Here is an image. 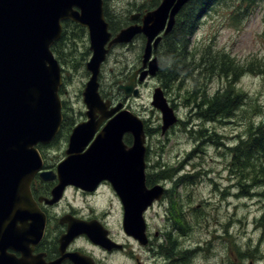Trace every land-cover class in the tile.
Here are the masks:
<instances>
[{"label": "water", "instance_id": "95a60500", "mask_svg": "<svg viewBox=\"0 0 264 264\" xmlns=\"http://www.w3.org/2000/svg\"><path fill=\"white\" fill-rule=\"evenodd\" d=\"M187 1L161 0L143 15L141 24L126 26L113 36L103 0H0V264H15L5 251L18 238L14 232L18 220L27 222L33 243L41 239L46 226V216L32 197L30 183L44 164L37 146L50 144L63 121L62 71L52 45L62 35L64 20L86 27L89 34L91 57L86 69L90 75L82 91L87 120L73 127L57 173L41 172L46 180L59 179L52 197L45 200L49 204L59 201L68 185L93 191L109 181L125 204L126 231L143 241V212L161 198L163 187L146 184L143 120L123 102L112 105L101 96L99 75L111 46L129 43L138 34L146 37L139 79L154 75L159 64L152 58L153 46L158 45L162 33L172 30ZM135 75L119 86L126 97L140 92L133 81ZM152 105L162 112L164 131L177 122L161 87L155 88ZM125 135L132 137L131 145L125 142ZM74 225L69 226L61 247L78 233ZM80 232L99 242L90 229L82 227ZM76 263L81 261L76 259Z\"/></svg>", "mask_w": 264, "mask_h": 264}, {"label": "rangeland", "instance_id": "374dc122", "mask_svg": "<svg viewBox=\"0 0 264 264\" xmlns=\"http://www.w3.org/2000/svg\"><path fill=\"white\" fill-rule=\"evenodd\" d=\"M143 2V3H142ZM158 0H109L111 11H115L119 20H112L117 26L127 20H123V15L132 13L141 5L148 8L157 3ZM258 5L252 8L241 9L240 15L236 17L231 11H235L233 6L224 3L216 6L210 14L201 18V23L192 36L193 48L203 51L206 46L211 45L216 49L229 51L241 63L254 62L264 58V7L258 1ZM122 15V16H121ZM232 17V18H231ZM77 28L68 25L66 30V45L59 43L58 56L72 65L69 72H66V82L60 92L62 100H66L70 108V117L73 120V127L78 122L85 119L86 106L83 102L82 91L90 73L86 69V62L90 59L89 40L87 37H77ZM129 44V43H128ZM145 40L139 36L134 40L133 45L115 46L109 56L105 67L101 66L100 71V93L106 98L109 95L111 100L123 101L125 93L120 90L115 76L125 79L134 68L144 47ZM209 44V45H207ZM88 49V50H87ZM86 51H88L87 56ZM164 52V44L160 49L161 60ZM167 59H163V64ZM88 72V73H87ZM190 80L181 85L173 94L179 99L178 108L181 123L172 130L171 134H155L152 126L156 124L159 115L153 110L152 96L154 93V83L156 79H150L143 84L137 96H129L128 102L124 100V106L130 109L141 118L144 117L150 123L146 145L150 151L147 153L148 170L151 174H159L161 170L171 169L177 161L189 160L199 166L202 180H198L195 186L191 184L185 189H181L180 201H184V206L191 211V222L194 229L187 237L188 241H196L210 235L211 231L220 228L223 233L218 244L211 241L208 251L196 254L192 264H264V226L260 224V217L264 216V195L260 186H252L242 189L241 179L231 175L229 162L224 154V146L221 142L234 144L247 134L253 120L259 122L264 118V74H254L249 69L244 70L238 84L233 86L236 90L245 92L246 97L256 102L262 110L259 116L249 107V112L237 110L236 114L230 118L215 120H204L194 115L193 104L188 105L186 99L190 98L187 91L193 89L194 79L189 75ZM179 83H182V79ZM178 81V80H176ZM175 83H178L176 82ZM226 80L217 73L203 75L198 81L199 98L205 100L213 97L220 90ZM227 83V82H226ZM174 84V83H173ZM123 91V92H122ZM156 109V108H155ZM209 128V135L218 134L217 145L210 143L206 139L195 138L196 132ZM204 133L207 135V131ZM68 133L62 134L58 141L52 146H41L39 149L45 152L48 162L55 164L65 157L67 148ZM125 136V142L130 144ZM130 139V135H129ZM220 143V144H219ZM194 149L196 151L194 152ZM198 151V153H196ZM165 164V167H163ZM190 169V166L186 168ZM147 170V171H148ZM157 172V173H154ZM161 178L162 176H158ZM171 188V183H166ZM191 195V201L187 195ZM67 199L78 208L82 206L84 213H103L108 208H119V199L116 192L108 186H104L88 198L82 193L75 191L67 192ZM173 200H176L173 196ZM164 201V200H163ZM162 201L155 210L162 212L166 209ZM203 203V206H202ZM200 207V208H199ZM220 209H217V208ZM60 209L65 207L61 206ZM194 210V211H192ZM113 215L115 212L112 213ZM154 211L149 213V217ZM240 251L251 254V256L240 255ZM130 264H133L131 262Z\"/></svg>", "mask_w": 264, "mask_h": 264}, {"label": "flooded vegetation", "instance_id": "af4514ba", "mask_svg": "<svg viewBox=\"0 0 264 264\" xmlns=\"http://www.w3.org/2000/svg\"><path fill=\"white\" fill-rule=\"evenodd\" d=\"M190 1L191 0L187 1L183 5L182 9L176 15V18ZM160 2L161 0H158L157 4L153 3V5L149 6L148 8H143L146 6L141 5L140 8L136 9L134 12H128L123 16L121 15L123 20L127 21L122 23L121 26H119V24L118 26L116 25L115 31L111 29V24H109L110 29L113 31V36L126 26L134 23L141 24L143 15L149 10L156 8ZM103 9L104 16L107 21L119 20V15L114 10L111 11L112 9L110 8L109 0H103ZM70 23L75 28H81L83 35L88 38L89 34L86 27H83L80 24L70 20L65 21L64 26ZM161 35L162 39L158 45L153 46L152 49V57H156L159 64V68L154 75L147 76L143 81H140L139 79L144 69L142 63V54L146 45V37L143 34H138L129 44L125 45H133L134 40L139 36H142L145 40V44L142 49V53L140 54V59L137 60L131 73L125 79L115 76V80L117 81V85L119 87L121 84H126L129 81L130 76L136 73L133 81L135 82V87L140 88L150 79H156L154 83V89L157 87L162 88L167 102L169 106L174 109L178 120L174 125L170 126L164 131L162 113L160 110L153 108V110L159 115V118L156 120V124H154L152 128L155 134L160 132L162 135H169L171 134L172 130L178 127L181 123V118L179 116L180 108H178L177 101L179 98L173 94V92H175L181 85L184 86V83L188 82L190 78L187 72H185L183 73V78L181 77L177 79L178 81L176 82L178 83H175V81H163L161 71L163 69L162 67H164V64L161 60L160 49L169 33L166 35L162 33ZM122 45L123 44L112 45L104 63L102 64V69L105 67L113 48L115 46L119 47ZM57 57L62 67L64 85L66 82V72L70 73L69 68L70 66L72 67V65L68 63V59L64 60L61 55L58 56L57 54ZM148 66L149 65L147 64L145 68H148ZM187 69L188 67L186 66V70ZM180 79H182V83H179L181 81ZM63 85L61 90H63ZM191 91L192 89L187 91L189 96ZM105 99H109L112 102V105L116 104L114 99L111 100L109 98V95ZM123 99L125 101L127 100V103L129 97L124 96ZM186 101L188 105L193 104L192 108L195 111V105L191 102V97L187 98ZM194 115L197 117L196 111L194 112ZM142 119L144 121L145 132L148 137V134H150L148 132L150 123L144 117H142ZM85 120H87L86 115L85 119L82 121ZM205 131L208 132L207 134L211 132L209 128H206ZM70 132L71 130L65 136V138H67V144ZM60 136L61 132L59 133L58 137L52 141V143L48 145L39 144V148L41 146H43V148L52 146L58 141ZM209 142L211 143V141ZM149 151L150 149L147 147V153ZM196 153H198V151ZM42 156L44 158L43 168L35 173L30 183V191L32 197L38 205L40 213H43L46 216V226L41 239L37 243H33L31 241L32 235L30 232H28L29 227L27 222L18 220L15 223L14 226L16 230H14V232L18 238L15 242H12L13 244L11 247H7L5 251L6 256L10 257L15 264H77L76 259L81 261L80 264H130L131 262H133V264H192L193 257L196 254L204 253L206 255L210 242L214 241V244H218L219 239H222L223 237V233L220 231V228H222L221 223V227L218 228V232L216 229H214V232L211 231L210 235L208 234V236L204 238H200L196 241L187 240V237L194 229V224L191 222L192 212L186 209L184 206V201H180L178 196H182L181 189L183 190L193 183V185L196 186L198 184V180H202V176H196L197 174H200V170L199 166H196L194 162L192 165H190L192 162L189 160L177 161V163L171 167V175L159 178L157 174H152L150 183H148L147 179L148 187L153 185H161L163 187V193L160 199H155L152 204L143 212L144 237L142 241L135 235L131 233L129 234L126 231L125 204L122 198L117 195V192L109 181H103L98 186V188L93 191H87L80 187H76L75 185H68L66 186L62 198L59 201L53 204L47 203L45 199H50L52 197V190L58 184L59 179L55 178L52 180H46L41 175V172L53 171L57 173V164L60 161L58 163L52 164L48 162L45 152L42 153ZM188 166H190L189 170L186 169ZM163 167H165V164H163ZM147 170L148 163L146 169V174L148 175V172H151V169L148 171ZM167 182L171 183V188L169 189V186L166 185ZM104 186H108L109 188L111 187L114 192H116V195L119 199L118 209L108 208L106 210H102L104 211L103 213L92 211L91 213L86 214L80 210L84 209L82 206L78 208L67 199L68 191L82 193L85 198H88L93 196L98 189ZM173 196L176 200H173ZM187 197L191 201V195L189 194ZM162 201L164 202L165 206H167L166 209H163L162 212L155 210V207L161 204ZM61 206L65 208L60 209L59 207ZM217 209L220 208L218 207ZM151 211H154V214L149 217V213ZM113 212H115L114 215L112 214ZM73 223L75 224L73 228L78 233L69 238L68 243L64 247H61V241L65 239L64 237L68 233L69 226ZM260 224L264 226V216L260 217ZM82 227L93 231L99 239V242H95L87 232H80ZM261 259L264 262V256ZM8 264L11 263L9 262ZM253 264L255 263L253 262Z\"/></svg>", "mask_w": 264, "mask_h": 264}, {"label": "trees", "instance_id": "16d2710c", "mask_svg": "<svg viewBox=\"0 0 264 264\" xmlns=\"http://www.w3.org/2000/svg\"><path fill=\"white\" fill-rule=\"evenodd\" d=\"M258 1L263 4L264 0H191L180 12L176 19V24L169 35L165 38L164 52L162 60L167 59L162 67V77L164 82L176 81L183 78L185 72L194 79V87L191 91V102L195 105L197 117L204 120H215L230 118L236 114L237 110L249 112V107L254 111L253 114L259 116L262 110L256 102L248 99L245 92L236 90L233 86L237 85L244 70L249 69L254 74H264V58L254 62L241 63L225 49H216L211 45L206 46L203 51L193 48L192 36L198 29L201 18L210 14V12L220 4L224 3L228 6L232 5L235 11H231L236 17L240 15L241 9L252 8L258 5ZM157 4V3H156ZM232 18V17H231ZM264 20V14H263ZM111 29L116 30V24L112 20H108ZM68 25L64 26L62 37L54 43L52 50L55 55L59 48V43L66 45V30ZM77 37H85L81 28H77ZM88 50V49H87ZM86 51L85 56H87ZM58 58V57H57ZM186 66L188 69L186 70ZM217 73L222 79L226 80L222 88L217 93L205 100H198L199 87L198 81L203 75ZM69 106L66 100H63L64 122L62 124L61 135L68 133L73 125L69 113ZM260 117V116H259ZM253 120L247 131V134L240 138L234 144L221 142L224 146V154L229 162V170L231 175L241 179L242 189L260 186L264 194V118L259 122ZM205 131V130H204ZM203 130L197 131L195 138L208 141L217 145L218 134H205ZM206 132V131H205ZM220 144V143H219ZM196 149H194V152ZM151 172H148V183L151 181ZM171 175V169H164L157 173V176ZM240 255L251 256V254L240 251Z\"/></svg>", "mask_w": 264, "mask_h": 264}, {"label": "bare ground", "instance_id": "6f19581e", "mask_svg": "<svg viewBox=\"0 0 264 264\" xmlns=\"http://www.w3.org/2000/svg\"><path fill=\"white\" fill-rule=\"evenodd\" d=\"M170 34V33H169Z\"/></svg>", "mask_w": 264, "mask_h": 264}]
</instances>
